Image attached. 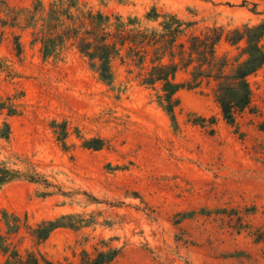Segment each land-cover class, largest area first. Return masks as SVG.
<instances>
[{"label": "rangeland", "instance_id": "rangeland-1", "mask_svg": "<svg viewBox=\"0 0 264 264\" xmlns=\"http://www.w3.org/2000/svg\"><path fill=\"white\" fill-rule=\"evenodd\" d=\"M37 1H0V163L40 179L0 187V217L6 210L21 218L10 235L20 252L57 264L110 247L120 254L109 264H264V67L250 76L252 103L234 125L222 115L212 80L179 92L175 126L137 69L116 61L110 86L75 48L44 59L25 12ZM81 3L141 18L156 5L196 21L197 32L264 21V0ZM243 44L223 39L217 51L233 59ZM188 76L182 71L178 80ZM53 121H66L67 148ZM93 138L104 147L86 148ZM68 213L89 224L58 228L43 242L33 238L29 226ZM5 229L2 220L0 233Z\"/></svg>", "mask_w": 264, "mask_h": 264}, {"label": "trees", "instance_id": "trees-1", "mask_svg": "<svg viewBox=\"0 0 264 264\" xmlns=\"http://www.w3.org/2000/svg\"><path fill=\"white\" fill-rule=\"evenodd\" d=\"M81 1L52 0L46 5L38 0L25 9L29 25L34 28L33 41L40 44L44 59L60 58L68 49L75 48L88 60L99 78L110 86L116 79V61L129 66L130 73L137 69L140 84L157 89L158 103L175 126L176 109L180 105L179 92L198 88L205 81L215 82V98L229 124L234 125L237 115L250 107L253 89L249 78L264 67V21L243 24L230 30L207 26L197 32L194 29L196 21L184 19L156 5L151 6L141 18L94 10L82 5ZM223 39L231 45L244 43L233 59L218 54L217 46ZM17 46L20 51L21 42L18 41ZM182 71L188 72L189 76L178 80ZM4 107V103H0V108ZM16 112L10 108L8 114ZM4 126L3 137L9 139V122L5 121ZM52 127L57 139L67 148L69 130L66 121H53ZM104 145L102 138L84 141L86 148L94 150H100ZM17 179L40 181L36 172L0 163V187ZM2 214L0 230L2 220L6 226L5 233H0V253L5 256L3 264H57L34 251L23 255L10 239V235L17 233L21 226L20 216L9 214L6 210ZM88 222L79 213H68L45 219L36 227L28 228L37 242H43L58 228L80 229ZM119 254L117 247L97 249L95 254L84 250L80 263L67 264H109Z\"/></svg>", "mask_w": 264, "mask_h": 264}]
</instances>
